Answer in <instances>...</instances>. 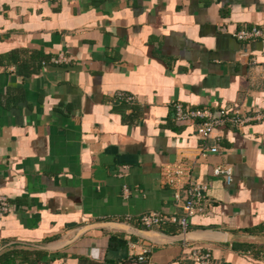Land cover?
Wrapping results in <instances>:
<instances>
[{
  "label": "crops",
  "instance_id": "1",
  "mask_svg": "<svg viewBox=\"0 0 264 264\" xmlns=\"http://www.w3.org/2000/svg\"><path fill=\"white\" fill-rule=\"evenodd\" d=\"M263 23L264 0H0V253L202 264L197 247L208 264H264V37L234 36ZM176 103L246 121L203 139V118L177 121ZM178 168L207 184L204 210L186 230L145 226V213L184 215ZM122 224L186 238L151 242Z\"/></svg>",
  "mask_w": 264,
  "mask_h": 264
},
{
  "label": "built area",
  "instance_id": "2",
  "mask_svg": "<svg viewBox=\"0 0 264 264\" xmlns=\"http://www.w3.org/2000/svg\"><path fill=\"white\" fill-rule=\"evenodd\" d=\"M234 36L242 41L249 40L257 37H264V23L263 26H253L252 28H243L234 32ZM63 58L61 54L53 60H59ZM255 63V60H253ZM264 66V61H263ZM118 98L130 100L131 96L123 92H118ZM260 118L264 117V113L258 115ZM196 117L203 118L196 127L197 134L205 139L212 136L213 131L220 127L225 122L231 124L235 128L241 127L246 118L240 115V110L236 107L221 108L217 113H210L207 110L200 108L183 107L181 103L175 104V119L177 121H184L193 119ZM217 145L206 146L202 144L200 146L201 155L208 152L218 151ZM214 175L224 176L226 182L230 183L233 180V172L231 166L228 164H218L213 167ZM182 168H178L174 172V177L185 175L183 183L186 185V197L184 202V215L181 218L170 215H162L157 212L145 213L140 217V221L145 226H161L166 221L177 223L182 230H186L189 224V219L204 210V204L206 201L207 184H201L196 182L191 175L187 172L185 174ZM175 179H170L172 183ZM10 208V204L5 196H0V211L6 212ZM152 252V244L148 243L142 248V251L137 256V261L140 263L146 262ZM191 258L196 262L202 264H208L210 262V253L201 252L197 247L194 248L191 253ZM170 264V263H169Z\"/></svg>",
  "mask_w": 264,
  "mask_h": 264
},
{
  "label": "water",
  "instance_id": "3",
  "mask_svg": "<svg viewBox=\"0 0 264 264\" xmlns=\"http://www.w3.org/2000/svg\"><path fill=\"white\" fill-rule=\"evenodd\" d=\"M120 228L126 232L139 235L145 239H148L151 242H156V243H166V242H171V241L176 240V239H185L186 238V235H184V234L168 236L164 232L159 231V230L140 229L138 227L131 226V225H125V224H122ZM185 234H187V233H185ZM162 236L167 237V239L161 238Z\"/></svg>",
  "mask_w": 264,
  "mask_h": 264
},
{
  "label": "trees",
  "instance_id": "4",
  "mask_svg": "<svg viewBox=\"0 0 264 264\" xmlns=\"http://www.w3.org/2000/svg\"><path fill=\"white\" fill-rule=\"evenodd\" d=\"M113 239L109 241V246L113 244ZM17 252L12 248H7L0 253V264H21L20 260H17Z\"/></svg>",
  "mask_w": 264,
  "mask_h": 264
}]
</instances>
